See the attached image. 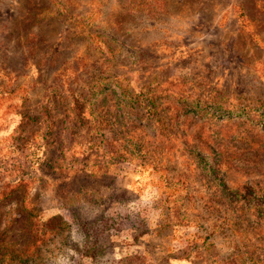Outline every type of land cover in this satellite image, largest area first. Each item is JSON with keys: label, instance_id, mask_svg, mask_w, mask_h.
<instances>
[{"label": "rangeland", "instance_id": "374dc122", "mask_svg": "<svg viewBox=\"0 0 264 264\" xmlns=\"http://www.w3.org/2000/svg\"><path fill=\"white\" fill-rule=\"evenodd\" d=\"M0 264H264V0H0Z\"/></svg>", "mask_w": 264, "mask_h": 264}]
</instances>
